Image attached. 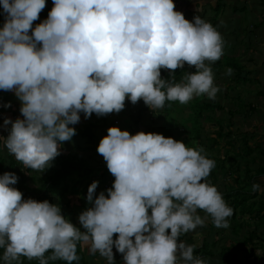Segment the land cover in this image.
Returning <instances> with one entry per match:
<instances>
[{
    "label": "clouds",
    "instance_id": "1",
    "mask_svg": "<svg viewBox=\"0 0 264 264\" xmlns=\"http://www.w3.org/2000/svg\"><path fill=\"white\" fill-rule=\"evenodd\" d=\"M0 6V90L15 93L23 117L4 119L3 126L11 125L4 146L27 168L51 166L62 143L76 134L71 125L81 112L85 118L119 113L127 97L160 113L166 102L185 105L204 95L215 100L221 90L211 67L224 53L221 33L199 15L186 19L173 0H53L34 28L46 0H0ZM185 63L196 71L176 82L175 71ZM97 151L115 179L107 195H95L98 181L89 185L92 206L78 217L84 231L59 203L25 200L13 187L14 172L0 176L4 264H22L21 257L72 264L80 259L78 244L107 264L116 262L113 247L124 264H208L194 255L196 244L180 237L206 226L208 217L226 229L234 210L208 182L216 164L204 149L111 126ZM252 190L264 192L259 183Z\"/></svg>",
    "mask_w": 264,
    "mask_h": 264
},
{
    "label": "rangeland",
    "instance_id": "2",
    "mask_svg": "<svg viewBox=\"0 0 264 264\" xmlns=\"http://www.w3.org/2000/svg\"><path fill=\"white\" fill-rule=\"evenodd\" d=\"M231 11L234 12L233 7H230ZM51 10V9H50ZM49 13V12H48ZM45 15V17L47 18L48 16ZM217 14V10H215V14ZM3 16V14L0 16V20L1 17ZM220 17V13L218 15ZM240 16V15H239ZM4 17H3V21L2 24H4ZM258 22V20L256 19H250L249 21H246L245 24V35L247 38H249V33L252 30V27L254 24H256ZM36 25L38 23H35ZM230 62H229V61ZM226 64H229L228 68H231L234 72L235 67L233 66H237L238 69H236V73H237V79L234 76H232L230 79L234 80V82L237 81L236 85L231 86V84H226L225 86L231 87L232 89H229L227 93H225V91H223L222 94H217L216 99L215 100H211L209 99L206 95L204 96H199V97H195L194 99H192L190 102L193 103L194 108H191L190 105L185 104V105H181L178 101L173 102L169 105H165V107L161 110L162 112L160 113H154L152 110L149 109V107L147 105H145V103L143 102V100L141 99L138 103L136 104H132L131 101L129 99H127V101H125V107L123 110H121V112H119V114L113 112L112 115L109 116V114L107 115H102V116H97L95 113L92 114V120L98 125V126H102L103 127V131H98L97 129L93 128L94 133L97 136V143H91L94 146L99 145L100 140L107 135V131L108 128L111 126H117L119 127L121 130H128L130 132V134H135L136 131L138 132L139 129H141V127H145V133L148 132H156L159 129V126L155 125L154 122H156L157 124L160 123L165 120V115L168 114L169 115V121H171L170 126H171V136L172 138L179 140V141H183L185 144H187V142L189 143V141H191L192 143H195L196 145L194 146V149H198L201 147H204V153L206 156L208 154H213L215 156H219V158H223L222 153H224L226 151V149H230L228 150L231 153L234 152H240V154H242L241 157L239 156H226V163H225V167L227 168H219L217 170V178L216 181L214 183L213 186H216L218 191L220 193H224L227 192L231 189H235L236 188V183L234 180V175L231 172H227V169H229L230 167H228L229 164L232 163H236V161L238 160L239 162H241V169H240V177L244 176V168L243 165L245 164V162L247 160L242 161V158L245 156L246 158L249 159H253L252 157H255L254 162L249 163V168L254 169L257 168V166L259 165H264V156H262L259 153V149L264 151V107H262L259 103L261 102V97L264 100V95H262L263 91H264V79L262 77V79L258 80L256 82V84L253 81V76L248 74H244V76H242V72H243V67L239 66L238 63V59L236 58L234 61H232L231 59H225ZM224 60H222V63H225ZM237 64V65H236ZM231 65V66H230ZM186 66H184L185 68ZM222 66L220 64H216L213 66L214 72H216L217 74H221V76H227L225 74L226 70L225 68H221ZM221 68V69H220ZM245 69V67H244ZM184 71V69H180L179 73H182ZM176 76V75H175ZM254 83V84H253ZM249 84H253V88L255 91H258V94H250V91L247 92V94H242L241 91L248 90L250 89V87H248ZM245 87V88H244ZM231 91H234L233 94H231ZM260 94V95H259ZM206 100V101H205ZM212 102V104L210 103ZM257 104L255 106V108L252 106V104ZM259 104V105H258ZM5 105V104H3ZM12 110V109H11ZM235 110L237 112H235ZM232 111H234V115L232 113V115L229 117V113H231ZM12 112V111H11ZM121 113V114H120ZM193 113L195 115L202 114L203 116L205 115H214L217 120H219V122H215L214 125L210 126L208 124L204 125L205 129H212V130H216L218 129L219 126H223L224 130L226 129H230L231 130V136H224L218 139V143L216 145H214L215 147L213 148L212 151H208L209 146L211 145V141L212 138H207L204 136V138H201L200 140H196L192 137V134L190 132V128L192 129V125L195 124L194 121H189V119H185V117H190V115ZM11 116V120L14 119V114L13 113H9V108L7 107H2L0 109V124H1V131L3 132L1 135H3L4 138H6L9 134V131L11 129V125L9 124L8 126H6V130H5V126H3L4 123V119L8 116ZM23 118V117H20ZM16 119H14L13 121H15ZM92 121V122H93ZM207 121V120H206ZM209 123L213 122V118L208 120ZM83 124V122H81ZM72 127H74L75 129H79V125L75 124V125H71ZM85 126V125H83ZM203 128V127H202ZM135 130V131H134ZM203 131V130H201ZM207 132V131H206ZM201 135H204L203 132H201ZM208 134V132H207ZM75 139H72L71 141H65L63 142L65 145H69L71 142L74 143H78L80 140L84 141L86 140V138H82L79 137L77 135L73 136ZM203 137V136H202ZM211 137V135H210ZM88 138V137H87ZM90 139V138H89ZM93 139V138H92ZM96 140H92L93 142H95ZM224 141H229L231 142L229 145L227 143L224 144ZM245 141H248L249 146H251V148L254 150L252 152V155H245V153L247 152V149H244L243 147H246ZM197 142V143H196ZM4 144V141H3ZM201 144V145H200ZM259 148H256L255 147ZM2 148L0 149V153L2 155H6L8 153L7 148H3L4 145H1ZM221 146L222 149H221ZM189 147V146H187ZM83 148V147H82ZM80 151H74L73 154H79ZM95 150H91L89 152V154H97L94 153ZM86 154V151L83 153ZM86 155V156H89ZM64 155V154H63ZM228 155H230L228 153ZM232 155V154H231ZM96 156V155H95ZM100 156V154H99ZM101 157V156H100ZM208 158H210L209 156H207ZM83 160V159H82ZM18 165H23L22 162L18 161ZM84 163V162H83ZM96 164V163H94ZM53 165V163H51V166ZM85 165L87 166H91V164H83V166L85 167ZM24 166V165H23ZM31 169V168H30ZM84 173H80L79 170V175H81L82 177L77 178L75 172L72 176H70L68 178V185L69 188L72 190V179L76 178L75 180L79 183L78 186L83 185L84 183H88L91 184L93 181H91V177L95 174L92 173L91 177L88 176L87 173H85V171H83ZM32 173H36V170L31 169L29 171V174ZM106 173V172H105ZM104 173V174H105ZM110 174V173H109ZM252 174V173H251ZM111 178L115 179L114 176H112L110 174ZM258 177L256 178L257 182H260L259 184L261 185L262 188H264V176L263 174H259L257 175ZM72 178V179H71ZM103 178V177H102ZM245 181H247V188H250L251 185L248 183V177H244ZM107 179L105 178L103 183H106ZM114 182V181H113ZM101 182V184H103ZM83 187H85V185H83ZM101 188H104L103 185H99L97 189L95 190V195H99V193L101 192ZM78 190V189H77ZM85 190V191H83ZM87 192L88 189H82V190H78V191H74L72 190V192H68L65 197L64 200H62L61 204H64L65 199L66 200H70L69 202L70 204V208L72 210L71 214H70V218L73 219L74 217V223L79 226V220L78 218L75 219V216H79L76 215V212H82L84 211L83 208H81V206H78V204L80 202L85 203L86 205H91L86 197H87ZM255 201L248 199L245 203H243L242 205L239 206L238 211H241L242 209H247V210H251V211H256L261 207V205H264V192H258L257 197L254 198ZM226 201V200H225ZM226 203L228 204V202L226 201ZM229 205V204H228ZM88 207H86L87 209ZM198 213L200 214L202 217L206 215V213H204L202 210H200ZM251 214H244L243 218H242V222L243 225L242 227H246L247 222L249 221L250 224L252 223V220H250L249 218L254 219V217L256 216L254 213ZM236 219H238V212H236ZM229 219V224L230 226L228 228H217L213 225V223L211 222V217H208L206 226L204 227H198L196 230H198V234L196 235V237H193V244H198L200 245L202 243L203 238L206 236V241H208L209 243H211L212 239L216 241V244L211 245V249L215 250L218 243L222 242L225 243V245L231 244L233 243V239L232 238H236L238 241L242 240L243 235L245 234V232L247 231L246 229L248 228H252L253 226H250V224L246 227V228H241L239 229V232L235 235L232 229H234V225L236 224V220L234 219L233 215L231 217L228 218ZM264 226V225H263ZM256 230L259 231L261 230V228L258 226H256ZM81 228V227H79ZM82 231H84L83 227L81 228ZM196 242V243H195ZM208 244V243H207ZM264 245V243H263ZM252 247V245H249L248 248L250 249ZM84 248H86V246H84ZM247 249V248H246ZM259 251L264 252V249H258ZM219 251V250H217ZM257 253V251H256ZM216 254L218 255V253L216 252ZM217 255L214 254V257H216L215 260H213V262L216 264L217 261H220L221 258H219ZM257 255V254H256ZM255 255V256H256ZM260 258H264V254L261 253L259 254ZM204 259L207 260V257H205ZM258 259V260H257ZM256 259V264H264V260H261L257 257ZM104 260H101V263H103ZM254 262V261H253ZM252 262V263H253Z\"/></svg>",
    "mask_w": 264,
    "mask_h": 264
},
{
    "label": "trees",
    "instance_id": "3",
    "mask_svg": "<svg viewBox=\"0 0 264 264\" xmlns=\"http://www.w3.org/2000/svg\"><path fill=\"white\" fill-rule=\"evenodd\" d=\"M49 11L50 10H48L47 13ZM2 12H3V9H2V6H0V16L2 15ZM47 13L45 15H47ZM3 17L4 16H2L0 20V28L3 27V24H2ZM45 18H46L45 16L42 17V19H45ZM34 27H35V24L33 22V28ZM30 34H31V30H30ZM179 71L180 69H177L175 71L176 82H179L180 80L181 73H179ZM161 76L162 78H165V79L169 78V70L161 69ZM3 95L4 94H0V97ZM171 103L173 102H166L165 105H169ZM210 103L212 104V102ZM188 105H190L191 108H194L193 103L189 102ZM10 111L11 110H9V112ZM235 112L237 111L235 110ZM232 113L234 115V111L228 114L229 117L232 115ZM165 118L166 119L163 120L160 123V125L159 123L157 124L156 122H154L155 125L159 126L158 131H156L155 133H161L165 137H170L171 136V126H170L171 121L167 120L170 117L168 114H166ZM212 118H213V122L209 123L210 126L214 125L215 122H219V120H217V118L214 115L203 116L202 114H199V113L197 115L193 113V116L191 114L190 117H185V119H189V121L195 122V124L192 125V129L190 128V132L194 139L198 141L201 138H204V136L207 138H212L213 141H211V145L209 146V149H208L209 153L215 147L214 145L218 143L219 138L224 137V136H229V137L231 136V130L230 129L224 130V127L222 125L219 126L218 129L216 130L205 129L203 126L204 121L206 120L208 121L209 119H212ZM206 131L208 132V134ZM201 132H203L204 135H201L202 134ZM2 133L3 132L1 131V124H0V149L2 148L1 145H4L3 141L5 140L3 135H1ZM75 135L82 137V138H86V141L88 140L91 143H97V140H96L97 136L94 133V131L91 130V127L89 125H85L79 129H76ZM92 140L93 141L96 140V141L93 142ZM225 143L229 145L231 142L224 141V144ZM245 144H246V147H243L244 149H247V152L245 153V155L251 156L254 150L251 148V146H249L248 141H245ZM195 145L196 144L192 143L191 141H189V143L187 142L186 144V146H189V148H194ZM222 147L223 146H221V149ZM3 148L5 149L6 147L3 146ZM201 148L204 149V147H201ZM256 148H259L258 145L257 147H255V149ZM228 150L230 149L228 148L226 149L224 153H222L223 158H219V156H215L212 153L207 155L210 157V159L214 160L216 164L215 168L211 170L210 176L207 178L209 184L214 185L216 178L218 177L217 170L219 168H222V167L224 169L227 168L225 167L226 156H230V157H233V156L241 157L242 156L240 152L231 153ZM228 153L230 155H228ZM259 153L262 156H264L263 150L259 149ZM252 158L253 159H249V158H246L245 156L242 158V161L244 162L245 160L247 161L243 165V168L245 170L244 176H241V177H240L241 162L237 160L236 163H232L228 165V167L230 168L227 169V172L233 173L234 180L237 185L235 189H231L222 194L223 198L228 202L229 206L232 207L234 210L233 217L236 220V224L234 225L235 226L234 229H232L234 233L232 235L237 234L239 232V229L246 228L250 224V222L248 221L246 227H242L243 222L241 220L244 214L246 213L251 214L253 211L247 210V209H242L241 211H238V208L240 205L245 203L248 199L255 201L254 198L257 197L258 191L252 190V184L260 183L256 181L257 180L256 178L258 177L257 175L263 174L264 176V165L257 166L255 170L252 168L251 169L249 168V163L254 162L255 160V157H252ZM52 163H53L52 166L46 168L42 172L36 170V173L29 174V171L31 169L23 165H18V162L16 158L14 157V155L10 154L9 152L6 155H2L0 153V176H2L5 172H14L18 176V181L15 185H13V187L17 188L23 193V198L25 200L28 198H32L37 201L48 200L51 203H59V205L61 206L62 214L68 220H70L71 223L77 226L74 223V221L70 218V214L72 212L70 208V204H71L69 202L70 200L68 201L65 199L63 205L61 204V202L62 200H64V197L68 192H72V190L69 188V185H68V178L72 176L75 172L82 169V167H84L83 166L84 163L82 160L76 159L74 156H70V155H66V156L58 155L52 161ZM83 170L85 171V173L90 174L93 169L91 167L85 166ZM105 174H101L99 176V180L102 183L105 179ZM244 177H248L249 179L248 183L251 185L250 188H247V181H245ZM72 181L74 182L72 185V188H74V190H77L79 183L75 179H72ZM113 181L114 179L111 178L110 176V178L107 179L106 183L102 184L104 188H101L103 189L101 191H104L106 195H107L106 190L112 187ZM199 211L200 210H198V213H201ZM236 212H238V219L235 218ZM253 213L256 215L254 219L249 218L250 220H252V223L250 224V226H253V227L246 229L247 231L243 235L242 240L238 241L236 238H232L233 243L225 245V243L220 242L218 243L216 249L212 250L211 245L216 244V241L212 239L211 240L212 242L209 243L208 241L205 240L207 236L205 235V237L202 240V243L200 245L196 244L197 247L194 250V255L199 256L201 258L207 257L208 264H215L213 260H215L216 257L215 258L213 257H214V254L217 255L216 252L218 253L217 256L221 258V260L217 261L216 264H256L255 261L257 257L261 260H264V258L263 259L260 258V256L256 253L258 249H262V248L264 249V245H263L264 243V226H263L264 225V205H261V207L257 210V212L254 211ZM258 225L261 228V230L259 231L256 230L257 228L256 226ZM249 245H252L250 249L248 248ZM3 252H4V249L0 248V264H4L3 259H2ZM50 254L51 253L48 252L45 255L47 256ZM77 255L80 257L79 261H73L72 264H98L94 260V257L100 254L96 253L95 255H91L89 254L87 246L86 248H84V246L78 244L77 245ZM121 255H122L121 253L115 250L114 252V256L116 260L115 264H123V258L121 257ZM21 262L22 264H39V261L36 259L28 260L27 258H24V257H21ZM13 264H15V262H13ZM50 264H67V262L64 260H56V261H50Z\"/></svg>",
    "mask_w": 264,
    "mask_h": 264
},
{
    "label": "crops",
    "instance_id": "4",
    "mask_svg": "<svg viewBox=\"0 0 264 264\" xmlns=\"http://www.w3.org/2000/svg\"><path fill=\"white\" fill-rule=\"evenodd\" d=\"M173 2L175 4L176 10L183 12L186 19L192 20L194 16L199 15L206 21L210 22L214 27H216L223 37L224 53L220 60L216 61L211 65L212 71L214 73V82L221 89L217 94H222L223 91L227 93L229 89H232L231 87L225 86V83L231 84V86H233L236 85L238 81L236 80V82H234V80L230 79L234 75L237 79V73H236L237 72L236 69H238L237 66H233L235 67V70L231 75L221 76V74H217L216 72H214L213 66L216 64H220L223 68L226 67L225 70L228 69L229 64H226L225 62V59L227 58L231 59L232 61H234L237 58L238 59L237 64L243 67V72L241 75L244 76V74L246 73L248 74V76L249 75L253 76V81L255 80L254 81L255 84L258 80L262 79V77L264 79V0H173ZM52 7H53V0H46V7L41 11L39 15V19L34 21V24L35 23L39 24L43 20H45L46 18L42 19V17H44L47 11L52 9ZM230 7H233L234 12L231 11ZM215 10H217L216 15H214ZM219 13H220V17L218 16ZM250 19H256L258 20V22L253 25L252 30L249 33V38H247L244 29H245L246 21H249ZM222 60H224L225 63H222ZM185 66L186 67L183 68L184 71L181 73V76L184 72L196 71L194 66L190 67L187 65V63H185ZM253 84H249L248 87H250V89L245 90V92L241 91V93L247 94V92L250 91V94H258L259 90L255 91L253 88L254 86ZM0 92H1L0 94H4L3 96L0 97V98L3 97L2 99H0V109L4 107L3 104H8L10 102L11 106L7 108H9V110L12 109L11 110L12 112L10 111L9 113L14 114L13 115L14 119H17L18 117L19 118L22 117L20 113L21 101L17 98L15 93L13 91H4V90H0ZM233 93L234 91H231V94ZM262 93H263L262 95H264V91ZM127 99L128 98L126 97L125 101H127ZM260 99L261 102L259 104L262 107H264V100L262 99V97ZM256 105L257 104L254 103L252 104L254 108ZM112 114L113 113H110L109 116ZM8 117L11 118V116ZM92 121H93L92 115L89 118H85L84 113L81 112L80 121L77 123V125L80 126L79 128L83 127V125H89L92 131L93 128L97 129L98 131H103L102 126H98L94 121L93 122ZM81 122H83V124ZM205 124L209 125V122L204 121L203 126ZM140 131L145 132V127L142 126L141 129L138 130V132ZM72 139L75 138L72 137ZM97 148L98 145L94 146L93 144H91L86 140L84 141L80 140L78 143L71 142L69 145H65L64 143H62L60 147V155L74 156L76 159L79 160L83 159L82 161L85 164L88 163L91 164L92 166L91 168L93 170L88 176L91 177V174L95 173L91 177L92 179L91 181H98L99 182L98 184L102 185L101 181L99 180V176L106 172L105 178L108 179L110 178L111 173L107 168V164L103 156L102 155H100L101 157L99 156ZM77 150L80 151L79 153L81 155L73 154V152ZM91 150L93 151L95 150L94 153L97 152V154H89ZM85 151L86 154H83ZM88 154L89 156H86ZM83 169L84 167L80 169V173L82 174L84 173ZM75 175L77 178L82 177L81 175H79V171H77ZM73 183L74 182H72V185ZM83 185H85V187H83ZM83 185L78 186L77 189L78 190H82L83 188L88 189L90 184L84 183ZM72 190H74V188H72ZM78 190H74V191H78ZM78 206H81L83 210H86V207L89 208L92 205H86L85 203L80 202ZM80 213H81L80 211L76 212V215H79ZM78 217L79 216H75V219ZM79 227L82 228L80 223H79ZM197 234H198V230H195L193 232H189L187 234L182 235L180 239L186 242L187 244H193L192 242L193 237H196ZM117 236L118 234H114L113 238L115 239ZM115 250H116L115 247H113V252H115ZM94 260L98 264H107L105 258L101 257L100 255L94 257ZM101 260H104V262L101 263Z\"/></svg>",
    "mask_w": 264,
    "mask_h": 264
}]
</instances>
